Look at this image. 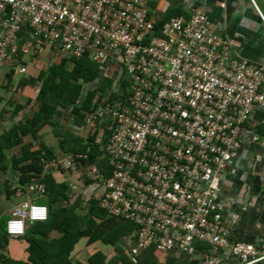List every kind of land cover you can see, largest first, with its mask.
<instances>
[{"label": "built area", "instance_id": "1", "mask_svg": "<svg viewBox=\"0 0 264 264\" xmlns=\"http://www.w3.org/2000/svg\"><path fill=\"white\" fill-rule=\"evenodd\" d=\"M156 23L139 0H0V97L6 75L24 76L46 49L66 60L108 61L115 88L87 113L101 156L85 175L98 207L136 226L128 254L136 259L151 247L187 253L205 243L214 254L202 264H222L216 255L226 248L240 264L262 262L264 242L257 249L230 241L217 197L244 125L264 108V67L235 59L200 7ZM84 158L46 166L77 172ZM28 191L43 194L45 186L32 182ZM47 217L46 206L21 202L5 233L24 236Z\"/></svg>", "mask_w": 264, "mask_h": 264}, {"label": "crops", "instance_id": "2", "mask_svg": "<svg viewBox=\"0 0 264 264\" xmlns=\"http://www.w3.org/2000/svg\"><path fill=\"white\" fill-rule=\"evenodd\" d=\"M139 1L146 3L149 6L150 14L156 21H163L171 11L179 12L178 14H183V12L187 14L190 9L196 7L202 8L206 11L212 23L221 27V36L230 43L231 52L235 59L248 61L264 67V0ZM25 33L26 35H29V32L25 31ZM26 38L29 39L30 36H26ZM22 42L23 41L20 43ZM38 56L37 64L35 66H30L27 74H25L30 76L28 80H23L24 82L17 83L15 79L17 74H13V77L11 76L10 78L8 77L9 73L6 75L7 77L5 78L3 88L4 91L0 97V134L11 129L12 125L18 121L24 122L27 116L32 112L37 111L40 107V104L36 99L39 84L38 76L41 72L47 70L51 63L59 58V52L57 51V48L54 47L46 49L43 56ZM47 61L53 62L46 64ZM71 66L72 64H69V68ZM99 71L100 79L107 76L108 78H111L113 82L116 81L117 75L115 68L108 61L99 62ZM8 79L9 81L12 80V84L6 88ZM93 88L94 87L90 85L84 86V91ZM13 98L16 102L18 100L17 104L24 106V109L21 110L19 114H14L17 104L13 103ZM82 99L83 97L78 100V105L82 104ZM103 101L104 100L101 98L99 101L94 100V106L90 111H82L83 120L81 124L74 122V116L71 114V107L57 108L54 117L61 122V125L65 130L81 138L84 143L96 146L99 150L98 144L95 143V139L100 132L98 128L97 130L89 129L86 118L87 113H91L98 103H102ZM48 132L51 134L49 129L42 131L43 141L49 148L54 149L56 155L52 158L40 159L39 165L42 169L41 174L50 173L55 170L53 167L46 166L50 161H55V163H57L69 156L73 157V155L64 154L59 151L52 134L53 143H48ZM24 140L25 142L32 141L37 145V141L32 139L31 136L25 137ZM6 153L9 159L12 156L19 158L22 155V146L17 145L10 150V152L8 151ZM77 155L84 156V154L81 153H76L75 156ZM44 163L45 165L43 166ZM21 165H24V163H21L20 166ZM87 167L88 166L84 165L76 174L75 172L67 171L64 178L67 181L68 179L72 180V183L71 181H68V183H71H69V185L72 188L76 177L77 183H82L81 186L87 188L95 198V187H93V183L88 180L85 175V168ZM58 168H62V164L57 165L56 169ZM11 169L12 167L10 166L9 169L0 171V184H3L5 180H9L11 190L13 191L17 185L16 183L19 178V172L18 170L12 171ZM72 175L75 177L70 178L69 176ZM224 176L223 185L217 197V203L220 212L223 214L224 223L231 231L230 240L232 243H252L257 249H259L260 245L258 244V240H264V108L258 107L249 121L244 125L243 131L241 132L239 156L234 160L232 166L228 168ZM85 181L89 182L87 186L84 185ZM32 182L40 181L33 180ZM14 192V194L7 197L4 189L0 190V222H3L4 224H6L3 219L4 216H8L10 219L13 208L16 205L25 201L35 202L34 200L40 198L39 196L34 197L32 193L28 191V186L26 189H17ZM82 206L84 207L83 202ZM24 236L7 237L4 247H0V264H3L2 261L4 258L18 260L21 263L27 260V248L29 244ZM56 236L57 234L50 233V235L44 237V239L46 242H50L51 239ZM123 245L128 253L129 244ZM132 245L133 244H131V246ZM48 246H45V248H48L49 251H51V254L53 248H49ZM112 248L113 247L101 243L86 244V240L82 239L74 247L72 253L73 260L78 259L85 262L88 256L93 251L97 250L106 252L108 249L109 251L106 252L107 254L115 253L116 251H112ZM157 252L158 263L161 264L170 256L177 257L179 260L178 264H202L205 258L214 254L213 248L207 244H196L191 251L187 253L178 251L172 253ZM216 256L221 258L222 264H240V260L232 256L230 248L219 251ZM131 259L135 261L134 257H131ZM257 264H264V261L258 262Z\"/></svg>", "mask_w": 264, "mask_h": 264}, {"label": "trees", "instance_id": "3", "mask_svg": "<svg viewBox=\"0 0 264 264\" xmlns=\"http://www.w3.org/2000/svg\"><path fill=\"white\" fill-rule=\"evenodd\" d=\"M178 13L176 11L169 12L163 21H157L156 26L162 27L166 21L173 17H188L190 15V11L187 14ZM69 64H72L70 68ZM11 76L13 77V74L8 75L9 78ZM38 79L36 99L40 104L39 109L27 116L24 122L18 121L12 125L11 129L0 134V171L7 170L11 166L12 171L18 170L19 172L17 185L13 191L9 180L0 184V190L4 189L7 197H9L17 189H26L33 180L44 183L45 192L43 194L32 192V195L40 197L34 200L36 203L47 206L48 217L45 222H35L26 228L24 238L29 244L27 260L21 263L18 260L2 258V263L161 264L158 263V252L154 247L142 251L136 256L135 261L131 259L123 244H129V249L131 248L129 238L132 237L136 226L122 218L107 216L98 207L97 199L94 197L88 198L86 206L83 207L81 194L76 195V192L64 178L66 169L62 167L53 170V172L41 174L40 159L52 158L56 155L54 149L49 148L43 141L42 131L46 129L50 130L59 151L62 153L73 155V157L76 153L84 154L85 158L80 159L82 165L88 166L95 161V158L101 156V152L96 146L84 143L81 138L65 130L61 122L54 117V113L59 107H71L74 122L81 124L83 120L82 111H90L94 106L93 101L100 100V95L96 96V93L107 80H109V86L113 90V80L107 76L100 79L99 62H93L85 57L77 60H66L61 56L51 63L47 70L41 72ZM7 81L6 88L12 84V80L9 81L8 79ZM125 83L127 84V80L123 79L121 85L125 87ZM89 85L94 88L84 91V86ZM110 87L109 90H111ZM113 96L116 94L112 92ZM82 97V104L78 105L77 102ZM23 109V105L17 104L14 114H19ZM27 136H31L37 141V145L32 141L25 142L24 138ZM17 145L22 146L21 157L12 156L9 159L6 152H10ZM102 162L107 164L105 158ZM21 163L24 165L20 166ZM88 184L89 182L85 181L84 185L87 186ZM6 224L0 222V247L2 248L8 237L5 233ZM50 233H55L57 236L52 238L50 242H46L44 237H48ZM82 239L86 240V244L101 243L113 247L117 252L107 254L105 251L97 250L93 251L85 262L78 259L73 260L74 247ZM262 242L264 240H258L259 245ZM132 244L135 242L133 241ZM45 246L53 248L51 254V251ZM178 261L177 257L170 256L162 264H178Z\"/></svg>", "mask_w": 264, "mask_h": 264}, {"label": "rangeland", "instance_id": "4", "mask_svg": "<svg viewBox=\"0 0 264 264\" xmlns=\"http://www.w3.org/2000/svg\"><path fill=\"white\" fill-rule=\"evenodd\" d=\"M51 62H53V61H47L46 62V64H48V63H51ZM42 63V62H41ZM45 63V62H44ZM45 67V66H44ZM29 75H21V74H17V76L15 77V79H16V81H17V83H19V82H24L23 80H28L29 79ZM123 79L124 78H122L121 79V82L123 81ZM128 85V83L126 84L125 83V87ZM109 80H107L106 81V83L105 84H103L102 86H101V88H100V90L96 93V96L97 95H100L99 96V98H101V99H103L104 98V94L107 92V90L109 89ZM9 87V86H8ZM110 89H111V87H110ZM4 91V90H3ZM104 93V94H103ZM17 98V97H16ZM17 102H18V100H17ZM17 102L16 101H14V98H13V103L14 104H17ZM47 142L48 143H53V139H52V136H51V134H49V132L47 133ZM77 172H75V174H76ZM68 174V173H67ZM70 178L71 177H75V176H69ZM75 182H74V186L72 187V189H74L75 190V192H77L76 194H78V193H81V196H82V200H83V205L84 206H86V201H87V199L88 198H90V196H92L93 197V195L87 190V188H84V186H81V184H79L80 182H78L77 183V179H76V177H75ZM68 181H71V183H72V180H69L68 179ZM70 183V182H69ZM70 183V184H71ZM78 184V185H77ZM4 221L7 223V221L9 220V217L8 216H4ZM125 241H127V240H125ZM109 250L107 249L106 250V252H108ZM112 251H115V248H112ZM117 252V251H116ZM115 252V253H116Z\"/></svg>", "mask_w": 264, "mask_h": 264}, {"label": "clouds", "instance_id": "5", "mask_svg": "<svg viewBox=\"0 0 264 264\" xmlns=\"http://www.w3.org/2000/svg\"><path fill=\"white\" fill-rule=\"evenodd\" d=\"M45 222V221H44Z\"/></svg>", "mask_w": 264, "mask_h": 264}]
</instances>
